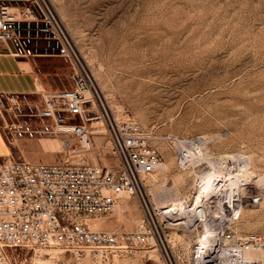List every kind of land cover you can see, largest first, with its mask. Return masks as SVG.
<instances>
[{"label": "rangeland", "instance_id": "rangeland-1", "mask_svg": "<svg viewBox=\"0 0 264 264\" xmlns=\"http://www.w3.org/2000/svg\"><path fill=\"white\" fill-rule=\"evenodd\" d=\"M51 1L110 114L138 122L161 151L162 167L145 181L148 199L162 206L193 194L199 179L180 167L174 141L203 137L210 156L220 161L229 157L228 167L233 166L226 184L232 182L240 212L231 232L264 239V0ZM37 61L43 72H63L61 85L70 86L64 75L72 69L70 62L58 56ZM1 116V129L9 139L6 155L35 162L67 158L58 137L11 136ZM93 140L94 149L78 156L120 170L109 132L93 134ZM222 170L227 169L218 172ZM258 194L262 200L256 206L252 198ZM123 199L114 211L92 216L91 225L117 232L135 229L144 212L141 201L137 196ZM201 228H165L174 264H195ZM20 251L27 259L34 256ZM251 251L248 263L228 264H264V244ZM108 255L102 260L93 256L79 261L69 254L61 258L67 264L169 263L157 246L123 245ZM210 264L217 263L212 259Z\"/></svg>", "mask_w": 264, "mask_h": 264}, {"label": "built area", "instance_id": "built-area-1", "mask_svg": "<svg viewBox=\"0 0 264 264\" xmlns=\"http://www.w3.org/2000/svg\"><path fill=\"white\" fill-rule=\"evenodd\" d=\"M0 43L21 59L58 56L72 66L64 73L70 78L69 87L0 94V114L11 136H56L67 154L66 159L55 162L0 155V264H67L65 259L53 257L52 251L63 256L69 254L79 261L93 256L102 260L123 245L160 247L169 259L168 264H174L165 228L193 229L206 220L212 225L214 240L205 248L197 242L193 259L208 257L207 264L212 259L217 264L220 261L228 264L236 261L242 251L263 246L264 239L258 234L236 237L231 232V224L240 212L231 189L227 194L232 182L226 184V180H230L233 166L228 167L229 158L220 161L210 156L203 137L182 140L179 144L174 141L180 167L191 169L199 179L193 194L164 206L148 199L145 181L162 167L161 151L153 144V136L138 122L131 118L120 120L110 114L51 0H0ZM96 120H103L106 125L121 161L118 171L78 156L94 149ZM220 168L227 170L218 172ZM206 173L220 183L218 187H209L199 201L207 214L196 224L183 222L177 209L193 203ZM127 196H137L144 210L135 229L117 232L91 225L92 216L114 211ZM261 200L258 194L252 198V204L260 205ZM212 246L217 252H213ZM223 249L232 252L222 254ZM20 250L33 252L34 256L27 259ZM38 257H47L51 263L37 260Z\"/></svg>", "mask_w": 264, "mask_h": 264}, {"label": "crops", "instance_id": "crops-1", "mask_svg": "<svg viewBox=\"0 0 264 264\" xmlns=\"http://www.w3.org/2000/svg\"><path fill=\"white\" fill-rule=\"evenodd\" d=\"M37 58L39 57L18 58L9 52L5 44L0 43V94L31 93L37 90L62 88L59 77L63 72H43L39 67L37 68L39 65ZM1 128L0 125V155H6L10 149L9 139Z\"/></svg>", "mask_w": 264, "mask_h": 264}, {"label": "bare ground", "instance_id": "bare-ground-1", "mask_svg": "<svg viewBox=\"0 0 264 264\" xmlns=\"http://www.w3.org/2000/svg\"><path fill=\"white\" fill-rule=\"evenodd\" d=\"M79 54H80V52H79ZM96 123H101V125L95 124L94 134L100 136L103 133L107 132V128H106V125L104 124L103 120H96ZM227 158H229V157H227ZM214 163L217 164L216 161ZM206 175H207L206 177H203L202 185H201V187H199L198 194L194 197L193 203H191L189 206H187V205L186 206H180L177 209L178 216H179L180 219H182L183 222H186V223L194 222V224H196V220H198L199 218H204L206 216V214H207L205 206L202 203H200L199 201L203 199V194L207 190H209V187H213V186L214 187H218V185L220 183L219 182L215 183L210 178L209 173H206ZM221 175L222 176L226 175V172L223 171V173ZM231 185H232V183H231ZM229 189H231V192L234 191L233 187L231 186V187L228 188L227 194L229 192ZM165 200H167V199H165ZM170 200L172 202H176V200H174L173 198H171ZM237 206H239V204ZM96 225H98V224H94V227ZM201 226H202V228L199 229V235H198V239L197 240H198V244L201 245L202 248H205L206 246H209L210 243L214 240V238L212 236V231H211L212 230V225H211V223L208 220H206V221L201 223ZM225 252L231 253L232 251L231 250L227 251L226 249H223L221 251L222 254H224ZM252 252L253 251H251V250L250 251H246V252L242 251L240 254H238V256H236V260L244 262V263H246V262L248 263L249 260L251 259ZM198 253L200 254L201 252L198 251ZM51 254L55 258H60L61 257L59 252L58 253H54V254L51 252ZM209 257H212L211 252H209ZM207 258L208 257H204V259L201 258V257H198V258L194 257V263L200 262L201 264H207L205 262V259H207ZM39 259L42 260V261L51 263V261H48L47 257H38L37 260H39ZM206 261L208 262L209 260H206Z\"/></svg>", "mask_w": 264, "mask_h": 264}]
</instances>
